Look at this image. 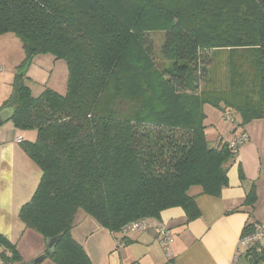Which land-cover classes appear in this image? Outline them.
Here are the masks:
<instances>
[{"label":"trees","instance_id":"1","mask_svg":"<svg viewBox=\"0 0 264 264\" xmlns=\"http://www.w3.org/2000/svg\"><path fill=\"white\" fill-rule=\"evenodd\" d=\"M155 30L165 32L163 66L147 41ZM4 34L24 58L1 108L13 109L16 128L35 130L21 147L41 171L18 216L44 240L61 234L55 264H92L71 235L79 209L114 233L172 207L195 219L192 186L220 195L234 155L221 138L208 143L204 105L238 114L241 127L264 118V0H0ZM221 53L224 83L212 73L199 88L210 73L199 63ZM42 54L66 63L64 94L34 96L27 85ZM255 199L252 184L245 203ZM19 259L0 233V260Z\"/></svg>","mask_w":264,"mask_h":264},{"label":"crops","instance_id":"2","mask_svg":"<svg viewBox=\"0 0 264 264\" xmlns=\"http://www.w3.org/2000/svg\"><path fill=\"white\" fill-rule=\"evenodd\" d=\"M8 37L14 38L11 34L0 35V89L10 85L14 76V72L6 67L9 62L7 49L11 46ZM31 69L29 67L26 72L29 83L34 81ZM9 94L4 97L0 94V110ZM253 123L255 127L251 123L247 129L242 127L248 140L230 161L228 185L222 188L220 195L203 194L199 186L189 189L199 209L195 219L187 221L182 208L172 207L163 210L159 218H148L151 227L147 231L122 236L99 226L84 211L77 210L71 235L83 247L92 264H231L244 227L264 224V118ZM35 135V130L16 128L10 119L0 122V233L11 242L17 236L16 229L31 230L23 226L18 213L32 196L41 176L39 167L16 138L20 136L22 141H33ZM230 135L229 125L226 134L216 133L213 146L223 136ZM239 169L243 178L239 177ZM252 184L256 199L248 205L245 197ZM159 224L169 228L174 236L170 255L165 254L157 238L155 226ZM44 248L45 240L37 243L26 262L41 254ZM256 249L264 255V241ZM241 252L240 262L243 264L245 260L247 264L248 254ZM259 262L264 264V259L255 264Z\"/></svg>","mask_w":264,"mask_h":264},{"label":"rangeland","instance_id":"3","mask_svg":"<svg viewBox=\"0 0 264 264\" xmlns=\"http://www.w3.org/2000/svg\"><path fill=\"white\" fill-rule=\"evenodd\" d=\"M8 38H11L9 39L11 42V46L9 49H7L6 57L9 62L6 67L10 68L9 71L12 70V72H15L16 65H18L24 58V51L21 48L18 39H16L15 37ZM164 38L165 32L163 30L149 31L147 34V41L149 43V46H151V54L158 66H163L162 61H164V59L161 56V47L163 45ZM10 64L12 67L9 66ZM166 65H168V63ZM200 65H204L210 71V73L204 75V77L200 80V82L198 83L199 88H202V85L204 83L203 79L205 81L207 78L213 77L212 73L215 75V80L218 83H224V72L226 70V67L224 55L222 53L218 57L212 56L211 59L205 58L204 62L202 61L201 63H199V66ZM35 66L37 68H35ZM29 67H32L31 70H33L34 72V74H31L34 81H31L30 83L27 82V85L30 86L31 92L34 96L38 95V93L44 87H50L51 89H54L58 92H64L66 90L67 66L63 60H55L54 57L50 54H42L38 58L37 56L36 58H33ZM198 72L201 73L200 69L198 70ZM211 81L213 85V79ZM42 83L46 84L43 85ZM38 86L42 87V89L40 90ZM10 92L11 84L6 87L4 86L3 89H0V94L3 97L4 95L7 96ZM204 112L206 114V119L204 121L206 128V138L210 145H214L216 141V133L221 132V134H226L227 127H229L230 124L222 119L221 111L214 106H211L209 104L204 105ZM233 116L236 117L237 121H241V117L238 114H233ZM255 120L256 119L245 122L242 127H246L247 129L250 123L252 125L255 124L253 123L255 122ZM253 126L255 127V125ZM239 127L242 128L240 125ZM16 233L17 236L14 242H12L15 243V247L20 255V259L18 261H15L13 264H27L28 262H26V260L32 252V249L37 245V243H42L44 238L42 237V235L33 230H26L25 232H22L20 229H16ZM243 259L244 257L242 256V260ZM1 262L2 261L0 260V263ZM261 263L262 262H259L257 264ZM40 264L55 263L50 257H47ZM243 264H246L245 260H243Z\"/></svg>","mask_w":264,"mask_h":264},{"label":"built area","instance_id":"4","mask_svg":"<svg viewBox=\"0 0 264 264\" xmlns=\"http://www.w3.org/2000/svg\"><path fill=\"white\" fill-rule=\"evenodd\" d=\"M222 118L224 121L230 124L231 135L229 137L223 136L221 140L227 143L228 148L235 156L239 148L248 140V136L242 130V128L239 127V121H237L230 111L227 110L222 112ZM16 141L21 142L22 138L19 136L16 138ZM150 227L151 224L149 223L148 218H139L123 225L118 233H120L122 236H126L130 233L147 231ZM249 227L250 228L246 231H243L239 237L237 248L231 259V264H241V250H243L245 254L249 255L251 251L255 250L260 245V243L264 241V224L254 223ZM155 230L159 243L165 250V254L170 255L169 247L174 239L171 230L160 224L155 226ZM0 264L9 263L1 262Z\"/></svg>","mask_w":264,"mask_h":264},{"label":"water","instance_id":"5","mask_svg":"<svg viewBox=\"0 0 264 264\" xmlns=\"http://www.w3.org/2000/svg\"><path fill=\"white\" fill-rule=\"evenodd\" d=\"M13 114V109L10 107H3L0 110V121H6L8 120L11 115ZM61 237V234L52 237V238H47L45 240V248L41 254H39L37 257L33 258L31 261L28 262V264H40L45 258L50 257L54 250L57 241ZM261 256V250L260 249H255L250 252V254L247 257V264H255Z\"/></svg>","mask_w":264,"mask_h":264}]
</instances>
